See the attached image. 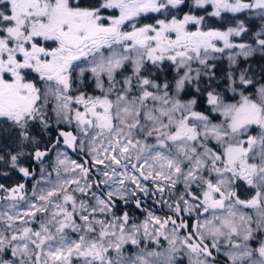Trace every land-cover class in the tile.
I'll list each match as a JSON object with an SVG mask.
<instances>
[{
    "label": "snow or ice",
    "instance_id": "6c2138e0",
    "mask_svg": "<svg viewBox=\"0 0 264 264\" xmlns=\"http://www.w3.org/2000/svg\"><path fill=\"white\" fill-rule=\"evenodd\" d=\"M185 4L0 0V162L34 181L0 184V264H264V0Z\"/></svg>",
    "mask_w": 264,
    "mask_h": 264
},
{
    "label": "flooded vegetation",
    "instance_id": "af4514ba",
    "mask_svg": "<svg viewBox=\"0 0 264 264\" xmlns=\"http://www.w3.org/2000/svg\"><path fill=\"white\" fill-rule=\"evenodd\" d=\"M148 18H149V16H148ZM143 20H142V23H143ZM150 23H155V19L150 20ZM157 75L162 80L161 72H158ZM88 91L91 92L92 88L89 87ZM31 132L33 135H35L37 137V140L42 141L40 143V147L43 148L44 143L48 142V135L44 134L38 125L34 126L31 129ZM49 134L52 137H55V135H56L55 128L50 129ZM18 139L19 138H18V135L16 133V130L13 129L11 131H6L4 126H0V155H4L6 159L8 158V154L5 151L6 148L10 149L12 153H15L16 151H18V148L16 146V141ZM33 151H34V149H33V146L31 144L25 145L24 146V155L20 158L19 164L21 166L28 167L30 170H34L35 173H37V171H40L41 165L33 159V156L31 154ZM73 157H75V156H73ZM52 158H53V153L50 154V156L45 161L46 167L49 165ZM5 171L8 172L9 174L7 176L0 174V184H4L6 187L11 188V187L23 182L26 184L27 189H29V186H28L29 179L26 180L17 170L10 168L7 164H5L3 162H0V173H3ZM11 173H16V176H12ZM0 195H3V193H0ZM242 195H243V193H242ZM189 223L191 224V220L189 221Z\"/></svg>",
    "mask_w": 264,
    "mask_h": 264
},
{
    "label": "trees",
    "instance_id": "16d2710c",
    "mask_svg": "<svg viewBox=\"0 0 264 264\" xmlns=\"http://www.w3.org/2000/svg\"><path fill=\"white\" fill-rule=\"evenodd\" d=\"M191 4V0H186V4L184 6H182L181 10L179 11L178 15H182L184 14V12L188 11L189 5ZM207 10L211 11V7L207 6ZM194 14L196 15H204L206 16V25L207 27H212V28H218L221 30L226 29L228 26H234V21L232 20L231 14L228 13H224L222 14L223 19L221 18H217V17H210L206 15V12L203 9H199L196 10L194 9ZM156 18H159V16L157 14H151L149 16V18H145L143 20V23H150V20H154ZM241 19H245L248 20L249 17L247 15H241L240 17ZM259 24V21H255L252 23L251 27H252V31H256L257 30V26ZM251 35V33H249V36ZM249 36H245L243 37V41L244 42H248L249 41ZM236 39V38H235ZM238 41H241V38L236 39ZM253 70L254 71H258L260 67L264 66V57H261L260 55H256L255 57H253L250 61ZM242 67H247L248 64H245L242 62L241 64ZM228 67L227 61L224 62L219 66L216 67L215 71H216V75H217V79L215 81H213V86H219L220 89H223L226 85V81L223 79V75L224 72L226 71ZM162 74V80L167 78V79H171L174 75L172 69L170 66H168L167 64L164 66V70L161 72ZM194 94V91L192 89H189V96ZM187 98V97H186ZM204 98L201 97L200 98V104L198 105V109L199 110H203L204 108ZM17 173V172H16ZM16 173H11L12 176H16ZM134 217H138V215H142L141 212H139L138 210H136L135 208H132V212Z\"/></svg>",
    "mask_w": 264,
    "mask_h": 264
},
{
    "label": "rangeland",
    "instance_id": "374dc122",
    "mask_svg": "<svg viewBox=\"0 0 264 264\" xmlns=\"http://www.w3.org/2000/svg\"><path fill=\"white\" fill-rule=\"evenodd\" d=\"M151 15V14H150ZM149 15V16H150ZM158 15V14H157ZM179 16H181L182 17V15H179ZM159 18H161V17H159ZM236 39H239V38H236ZM249 42V41H248ZM257 55H259V54H257ZM241 59V61L243 62V58H240ZM225 61H227L226 59H224V60H221V61H216V64H217V67H219L222 63H223V65H224V62ZM228 64V63H227ZM227 70V69H226ZM174 73V72H173ZM54 156H55V153L53 152V158H54ZM52 158V159H53ZM73 158H75V157H73ZM37 176L39 175V171H37ZM53 176H54V173H53ZM33 180L32 179H29V184H28V186H29V191H31V188H32V184H33ZM182 190V189H181ZM132 208H134V207H132ZM132 208L130 209V211L132 212ZM139 211V210H138ZM165 211H167L166 209H165ZM158 214H161L162 215V213H159L158 212ZM138 219H143V214L140 216V215H138V217H137ZM164 246L166 247V242H164ZM184 264H187V259L185 258V260H184Z\"/></svg>",
    "mask_w": 264,
    "mask_h": 264
}]
</instances>
